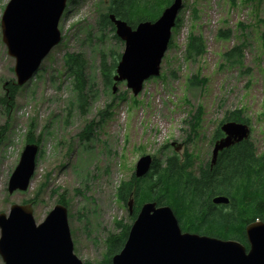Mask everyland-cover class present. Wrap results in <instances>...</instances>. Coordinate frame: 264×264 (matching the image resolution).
<instances>
[{
	"label": "rangeland",
	"instance_id": "1",
	"mask_svg": "<svg viewBox=\"0 0 264 264\" xmlns=\"http://www.w3.org/2000/svg\"><path fill=\"white\" fill-rule=\"evenodd\" d=\"M8 1L0 0V21ZM106 2L67 0L60 43L19 87L13 109L7 112L0 103V213L31 201L39 224L63 195L73 252L83 264H99L114 221L128 222L115 189L134 174L141 156L163 162L173 154L191 155L197 172L210 161L212 136L225 114L237 110L257 154L264 151V0H182L160 74L145 81L137 96L125 82L114 91L102 84L101 58L110 64L123 51L114 33L96 27ZM190 36L200 37L201 55L187 51ZM66 53L86 61L88 99L82 107L65 72ZM13 66L0 27V99L3 85L15 82ZM89 124V134L81 136ZM30 128L39 139L36 168L27 190L9 194Z\"/></svg>",
	"mask_w": 264,
	"mask_h": 264
},
{
	"label": "water",
	"instance_id": "2",
	"mask_svg": "<svg viewBox=\"0 0 264 264\" xmlns=\"http://www.w3.org/2000/svg\"><path fill=\"white\" fill-rule=\"evenodd\" d=\"M66 3L67 0H9L5 5L1 37L7 54L14 59L15 86L25 85L60 43L58 23ZM181 7L182 0H173L154 22H141L134 28L109 17L115 36L123 43L112 91L117 83L125 82L137 96L145 81L159 76ZM219 130L223 136L213 143L211 167L220 152L250 137L249 126L241 122L225 121ZM180 148L178 145L175 151ZM38 151L34 143L24 145L8 180L9 194L27 190ZM151 163L149 155L141 156L135 164L134 177L145 176ZM211 202L228 205L229 199L215 196ZM127 209L131 215V200ZM245 239L248 248L236 241L182 232L169 207L149 202L140 208L111 264H264V223L247 225ZM0 260V264H83L73 252L66 207L55 204L39 224L34 221L30 203L13 204L8 214L0 213Z\"/></svg>",
	"mask_w": 264,
	"mask_h": 264
},
{
	"label": "trees",
	"instance_id": "3",
	"mask_svg": "<svg viewBox=\"0 0 264 264\" xmlns=\"http://www.w3.org/2000/svg\"><path fill=\"white\" fill-rule=\"evenodd\" d=\"M172 1L107 0L105 10L96 20V27L100 33L106 30L114 33L110 16L125 22L131 28L141 22H154ZM178 22L179 18H176L175 27ZM220 35L226 37L227 32H220ZM112 38L123 44L115 34ZM261 38L264 40V31ZM236 50L239 47L224 56L229 57ZM187 51L201 55L203 45L200 37H188ZM120 55L114 57L110 64L106 63L104 57L100 60V73L105 88H113V75ZM85 65L86 61L80 53L64 55L65 72L73 80V90L80 107L88 99ZM3 87L5 94L0 103L9 112L14 107L19 87L12 82L5 83ZM225 121L248 125L240 110L226 113L221 123ZM90 130L91 124L85 127L81 136L87 137ZM222 136L218 127L212 136V142ZM25 143L39 145V139L34 138L32 128L26 135ZM115 196L126 207L128 201H132V214L128 215L127 223L114 221L115 232L107 234L105 255L99 264H111V258L122 249L130 225L140 208L149 202L169 207L182 232L236 241L248 248L245 227L255 222L264 223V151L257 154L253 143L248 139L223 150L211 168L205 164L197 172L192 171L191 155L178 157L173 154L163 162L154 159L145 176L135 178L132 175L128 181L120 182L115 189ZM215 196L227 197L228 205H213L211 199ZM57 203L66 206L63 195H60Z\"/></svg>",
	"mask_w": 264,
	"mask_h": 264
},
{
	"label": "flooded vegetation",
	"instance_id": "4",
	"mask_svg": "<svg viewBox=\"0 0 264 264\" xmlns=\"http://www.w3.org/2000/svg\"><path fill=\"white\" fill-rule=\"evenodd\" d=\"M206 164H208V165H209V168H211V166H210L209 162H208V163H206ZM213 205H214V204H213ZM215 206H219V205H215Z\"/></svg>",
	"mask_w": 264,
	"mask_h": 264
}]
</instances>
